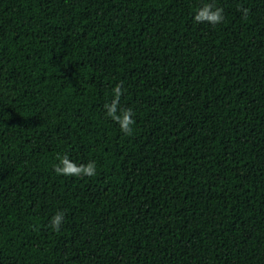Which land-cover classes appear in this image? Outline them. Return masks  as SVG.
<instances>
[{"label":"trees","instance_id":"obj_1","mask_svg":"<svg viewBox=\"0 0 264 264\" xmlns=\"http://www.w3.org/2000/svg\"><path fill=\"white\" fill-rule=\"evenodd\" d=\"M0 264H264V0H0Z\"/></svg>","mask_w":264,"mask_h":264},{"label":"clouds","instance_id":"obj_2","mask_svg":"<svg viewBox=\"0 0 264 264\" xmlns=\"http://www.w3.org/2000/svg\"><path fill=\"white\" fill-rule=\"evenodd\" d=\"M197 19H208L209 21H212V22H216L220 19H222V16L220 15V12L219 10H217L216 12H210L208 11L207 8H205L204 10H202L198 15H197ZM125 120H127V117H125ZM62 219V216L57 213L54 217H53V220H52V223L55 225V226H58L60 221Z\"/></svg>","mask_w":264,"mask_h":264}]
</instances>
